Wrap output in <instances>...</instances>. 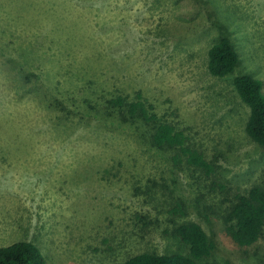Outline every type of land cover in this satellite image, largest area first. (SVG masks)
Here are the masks:
<instances>
[{
  "label": "rangeland",
  "instance_id": "obj_1",
  "mask_svg": "<svg viewBox=\"0 0 264 264\" xmlns=\"http://www.w3.org/2000/svg\"><path fill=\"white\" fill-rule=\"evenodd\" d=\"M222 37L240 60L218 77L208 51ZM241 74L264 94V0H0V247L120 264L190 253L177 229L198 222L215 244L204 260L264 264V229L251 245L227 230L237 195L264 186ZM138 93L155 119L129 114ZM121 95L126 105L111 103ZM162 121L215 170L154 145Z\"/></svg>",
  "mask_w": 264,
  "mask_h": 264
},
{
  "label": "trees",
  "instance_id": "obj_2",
  "mask_svg": "<svg viewBox=\"0 0 264 264\" xmlns=\"http://www.w3.org/2000/svg\"><path fill=\"white\" fill-rule=\"evenodd\" d=\"M209 71L218 77L232 73L239 64L240 55L228 37H222L208 51ZM240 98L249 106L250 115L246 124L247 134L264 147V94L262 81L248 74L237 75L233 79ZM141 93L138 99L129 102L131 116L142 117L149 122L156 118L150 113ZM111 103L126 105V98L118 96ZM154 145L176 149L177 161L185 160L191 165L212 173L215 165L206 154L191 144L187 132L169 121L155 123L151 132ZM238 202L228 214V232L241 245L256 242L264 229V186H254L247 193L237 195ZM177 232L180 239L189 246L190 253H154L141 252L129 257L120 264H229L204 260L215 248L213 240L198 222L181 224ZM0 264H47L37 245L30 241H18L9 246L0 247Z\"/></svg>",
  "mask_w": 264,
  "mask_h": 264
}]
</instances>
